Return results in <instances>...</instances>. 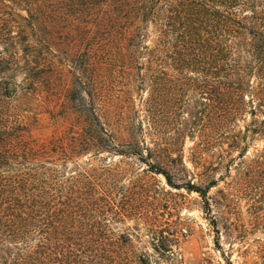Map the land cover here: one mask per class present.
Segmentation results:
<instances>
[{"label":"trees","instance_id":"1","mask_svg":"<svg viewBox=\"0 0 264 264\" xmlns=\"http://www.w3.org/2000/svg\"><path fill=\"white\" fill-rule=\"evenodd\" d=\"M7 2L37 17L40 37L36 46L23 36L22 57L0 51V264H136L130 235L113 228L132 212L123 172L106 163L117 158L199 193L209 210V192L235 170L219 193H250L264 226V145L249 154L264 142V0ZM13 38L0 33V45ZM47 49L69 62L74 82L60 102L79 118L40 141L9 105L20 75L28 93L38 87L31 59ZM139 91L144 120L128 116L139 115ZM149 231L165 250L161 230Z\"/></svg>","mask_w":264,"mask_h":264},{"label":"rangeland","instance_id":"2","mask_svg":"<svg viewBox=\"0 0 264 264\" xmlns=\"http://www.w3.org/2000/svg\"><path fill=\"white\" fill-rule=\"evenodd\" d=\"M7 4L8 8L0 4V33L14 38L12 45L1 42L0 51L9 49L18 58L24 55L23 36H27L30 44L38 45L36 39L40 33L35 26L38 20L16 4ZM33 25L34 30L30 27ZM25 27L26 33H22ZM46 46L50 47L48 44ZM31 60L34 72L40 74L36 82L37 88H41L38 92L36 88L28 93L24 75H20L19 84L24 89L20 90L9 106L19 122L28 127L27 134L30 137L48 141L64 134L79 118L74 109L62 106L60 102L68 86L72 88L74 78L69 76V62L56 50L47 49L41 56ZM41 66H45L44 69ZM41 78H44L42 82L39 81ZM146 98L147 93L139 91L134 105L139 115L136 117L128 113L129 117L144 120L142 104ZM193 145L187 142L184 149L186 166L192 171L194 168L190 163L189 150ZM263 145L264 142L260 141L250 148V156L256 148L262 149ZM103 157L110 155L105 154ZM89 159L85 157L78 162L84 164ZM106 163L113 170L115 168L123 172L120 193L131 197L129 202L132 212L114 222L113 228L117 236L130 235L128 249L136 264H264V254L260 249V243L264 241V226L253 218L254 203L250 193L233 190L234 195L230 196L228 202L219 193L220 189L227 190L228 183L237 177L235 170L231 173V179H226V183L221 181L218 187L209 192V210L199 193L169 186L162 175L147 171L149 168L135 158H117ZM95 165L101 167L97 162ZM69 168H74V163L71 162ZM149 226L161 230L158 238L163 234L165 250L154 245Z\"/></svg>","mask_w":264,"mask_h":264}]
</instances>
